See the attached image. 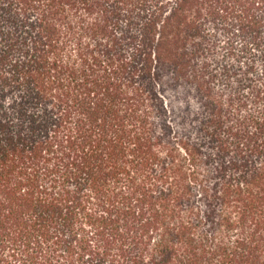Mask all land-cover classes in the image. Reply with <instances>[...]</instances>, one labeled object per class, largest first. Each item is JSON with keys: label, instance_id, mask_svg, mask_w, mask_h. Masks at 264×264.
<instances>
[{"label": "trees", "instance_id": "obj_1", "mask_svg": "<svg viewBox=\"0 0 264 264\" xmlns=\"http://www.w3.org/2000/svg\"><path fill=\"white\" fill-rule=\"evenodd\" d=\"M0 264H264V0H0Z\"/></svg>", "mask_w": 264, "mask_h": 264}]
</instances>
